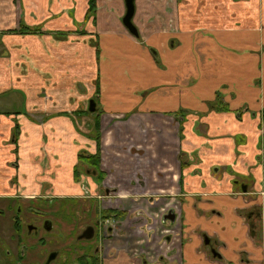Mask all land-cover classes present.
I'll list each match as a JSON object with an SVG mask.
<instances>
[{
  "label": "crops",
  "instance_id": "crops-1",
  "mask_svg": "<svg viewBox=\"0 0 264 264\" xmlns=\"http://www.w3.org/2000/svg\"><path fill=\"white\" fill-rule=\"evenodd\" d=\"M96 3L88 19L89 0H0V196L69 193L79 150L97 149L100 117L105 183L168 195L185 214L163 224L158 200L120 197L114 207L145 213L124 229L140 245L105 264H264V215L250 228L241 212L264 203V0H135L139 37L123 23L125 0ZM23 22L42 31H11ZM93 94L100 112L77 113ZM181 149L194 159L183 188Z\"/></svg>",
  "mask_w": 264,
  "mask_h": 264
},
{
  "label": "flooded vegetation",
  "instance_id": "flooded-vegetation-1",
  "mask_svg": "<svg viewBox=\"0 0 264 264\" xmlns=\"http://www.w3.org/2000/svg\"><path fill=\"white\" fill-rule=\"evenodd\" d=\"M90 41L92 45L98 43L95 37L90 38ZM91 107L93 110L90 109ZM77 108V113L96 115L100 112L98 95H91ZM170 115L178 121L177 136L183 140L187 115L182 111L170 113ZM83 151L87 152V155L81 160L79 153ZM96 152L97 149L95 152L88 149L79 150L72 169L73 188L70 191L67 190L69 193L63 196L57 195L54 191L32 196L21 194L0 196V264H63L65 261L73 264H105L104 256L114 255L117 249H139V240L134 234L127 236L124 229L128 223L134 222L131 219L145 216V213L142 210L131 212L119 206L114 207L113 204L118 203L120 197L144 196L152 203L158 200L159 207L164 204L159 209V219L163 224H175L185 219L183 211H177L167 205L168 195H120L118 188L105 183L106 172L102 168L101 147L100 168L96 169L95 156H93ZM178 160L181 168L179 185L183 188V172L194 162V159L188 155V152L181 149ZM76 169H80L79 178L75 177ZM101 172L104 177L100 180ZM233 185L238 192H249V185L244 179L234 178ZM260 194L264 195V190ZM105 198L111 203L101 206L100 202L102 203ZM54 203H56V209H53ZM241 212L247 218L249 227L255 228L258 218L262 219L264 215V203L241 208ZM55 215L60 216V219L56 220L60 223H56ZM64 221L72 226L70 233H64L61 230L60 226ZM57 228L60 229L61 240H57L51 234ZM164 240L167 243L171 242V233L166 235ZM64 241V246H60ZM204 243V247L208 249L212 258H220L221 253L210 235H204ZM158 260L160 264H169L163 255L159 256Z\"/></svg>",
  "mask_w": 264,
  "mask_h": 264
},
{
  "label": "trees",
  "instance_id": "trees-1",
  "mask_svg": "<svg viewBox=\"0 0 264 264\" xmlns=\"http://www.w3.org/2000/svg\"><path fill=\"white\" fill-rule=\"evenodd\" d=\"M96 10H97L96 0H89V8H88V11L86 14V18H88V19L90 17L94 18L95 14H96ZM11 31L17 32L20 34H27V33L39 32V31L41 32L42 28L39 26L32 27V26H29L23 22L18 29L11 30ZM69 34H70L69 32L56 31L55 36L59 39H66V38H68ZM137 37H139V33H138ZM219 109L222 110L223 107H220ZM19 133H20V127L18 124H16V126L14 128V132H13V137H14L13 140H15V141L17 140ZM91 137H93L96 140L97 145H98L97 152L93 156H95L94 164L96 165V169H99L100 168V162H101V157H100V147H101L100 117H97L95 119V123L93 126ZM86 155H87V152H85V151L80 152L79 153V159L82 160ZM80 173H81L80 169H76L75 170V174H76L75 177L79 178V176L81 175ZM101 174H102V178H100V180L103 179V177H104L103 172H101Z\"/></svg>",
  "mask_w": 264,
  "mask_h": 264
},
{
  "label": "water",
  "instance_id": "water-1",
  "mask_svg": "<svg viewBox=\"0 0 264 264\" xmlns=\"http://www.w3.org/2000/svg\"><path fill=\"white\" fill-rule=\"evenodd\" d=\"M126 3V13L123 17V23L126 28L134 35H138V29L133 23V17L135 14V0H125ZM93 110V107L90 108Z\"/></svg>",
  "mask_w": 264,
  "mask_h": 264
},
{
  "label": "rangeland",
  "instance_id": "rangeland-1",
  "mask_svg": "<svg viewBox=\"0 0 264 264\" xmlns=\"http://www.w3.org/2000/svg\"><path fill=\"white\" fill-rule=\"evenodd\" d=\"M16 110H21V111H23V106H20L19 109H16ZM152 196L154 197V196H156V195H152ZM26 200H28V199H26ZM110 203H111V201L107 200V198H105V200H104L102 203L100 202L101 206H102V205L107 206V205H109ZM38 204H39V203H38ZM38 204H35V205L38 206ZM55 205H56V203H54V206H55ZM56 208H57V206H55L53 209H56ZM54 219H55V221H56V220L60 219V216L55 215ZM56 223H60V222H57V221H56ZM71 227H72V226H71V225H67V224L65 223V221H64V223L62 224V226H60L61 230H62L64 233H70V231H71ZM59 230H60V229L57 228L56 231H53V232L51 233L52 236L56 237L57 240H61V237H62L61 232H60ZM64 244H65V241L62 242L60 246H64ZM63 264H73V263H72V262H69V261H65Z\"/></svg>",
  "mask_w": 264,
  "mask_h": 264
}]
</instances>
